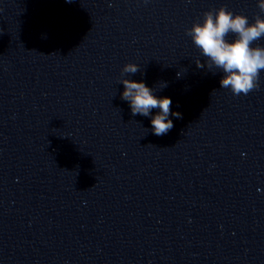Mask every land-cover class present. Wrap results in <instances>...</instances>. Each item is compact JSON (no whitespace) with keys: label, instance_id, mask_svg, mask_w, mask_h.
I'll return each instance as SVG.
<instances>
[{"label":"clouds","instance_id":"obj_1","mask_svg":"<svg viewBox=\"0 0 264 264\" xmlns=\"http://www.w3.org/2000/svg\"><path fill=\"white\" fill-rule=\"evenodd\" d=\"M66 2L71 3L72 0ZM258 7L264 13V0H258ZM186 34L207 58L208 67L223 72L221 88L230 89L234 95L239 96L247 95L259 86L260 72L264 70V46L253 44L264 37V19L257 16L253 23H249L245 15L234 14L222 6L206 11L203 21L194 22ZM229 34L235 37L231 41L227 39ZM196 65L198 68L205 66L200 60L196 61ZM122 71L135 74L139 68L134 63H128ZM121 83L124 85L122 99L129 102L133 115L147 117L153 109H159L151 118L155 135H165L173 128L169 115L182 118L181 113L171 111V98H158L143 81L123 79ZM166 86V83H162V88Z\"/></svg>","mask_w":264,"mask_h":264}]
</instances>
